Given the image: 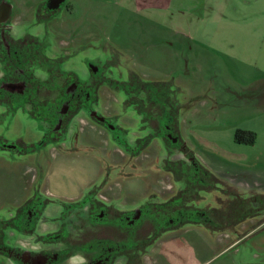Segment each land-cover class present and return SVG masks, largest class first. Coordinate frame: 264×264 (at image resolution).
I'll return each instance as SVG.
<instances>
[{
  "label": "rangeland",
  "instance_id": "1",
  "mask_svg": "<svg viewBox=\"0 0 264 264\" xmlns=\"http://www.w3.org/2000/svg\"><path fill=\"white\" fill-rule=\"evenodd\" d=\"M23 1L17 0L22 14L31 12L35 0L27 8ZM224 1L67 0L71 14L65 6L59 13L62 20L51 23L52 46L46 54H71L63 67L83 77L86 58L100 63L112 82L100 85L89 114L80 111L71 118L64 139L38 146L44 131L25 113L16 114L6 126L8 132L2 129L8 119L0 118V137L13 141L22 135L28 151L36 146L21 156L0 151V212L13 207L14 201L19 204L33 197L37 185L38 195L54 202L47 206V216L58 217L56 202L71 204L104 183L106 189L97 192L99 198L122 210L151 200L159 204L171 191L187 186L180 173L184 153L189 152L211 176H204L201 189L195 185L199 198L190 189L185 202L201 206L195 219L206 221L202 212L209 210L217 223L184 224L156 235L154 231L151 245L146 240L151 226L144 224L126 243L136 242L142 264H264V202L260 203L264 201V0L249 4L227 0L225 20L218 10ZM130 71L159 89L161 106L149 101L143 107L147 116L135 110L122 89L114 87ZM47 93L41 98L53 99ZM140 97H145L144 92ZM105 117L124 131V140L114 131L121 145L96 122H104ZM156 117H160L159 126ZM163 125L176 130L184 150L163 139ZM236 130L254 132V142L236 141ZM148 133L159 135L144 146L142 140L136 143ZM222 182L236 192L223 193ZM247 201L254 208L252 219L237 226L222 219ZM81 206L71 204L61 214L72 248L92 237L127 239L128 232L117 226L92 233L86 222L89 208ZM54 226L40 220L37 232ZM252 229L258 230L235 242ZM20 242L28 249L41 245L32 236Z\"/></svg>",
  "mask_w": 264,
  "mask_h": 264
},
{
  "label": "flooded vegetation",
  "instance_id": "2",
  "mask_svg": "<svg viewBox=\"0 0 264 264\" xmlns=\"http://www.w3.org/2000/svg\"><path fill=\"white\" fill-rule=\"evenodd\" d=\"M32 2L31 0H24V8H27ZM65 6L68 13L71 14L67 0H35L31 6V12L22 14V10L17 5V0H0V118L8 119L7 124L2 129L8 132L9 129H6V126H10L16 114L25 113L27 118L36 122L37 128L44 131L43 137L36 142L38 146L45 145L50 140L64 139L71 118L80 111L89 114V111L95 108L94 98L97 96L100 85H109L112 82L109 75L104 72L102 64L94 63L86 57L82 65H84L87 75L83 77L77 72L63 67L71 54L65 56L59 52L53 57L46 54L47 49L52 46L51 23L62 20L59 13ZM64 18L66 19L67 15H64ZM78 31L79 26L75 25L73 32L77 33ZM76 54L77 52L74 55ZM140 79L136 72L130 71L126 80H116L118 84L116 86L124 91L131 103H134L137 112L141 113L142 111L147 116L149 113L147 114L143 107L149 101L161 106L158 104L157 96L159 89L157 90L152 85L155 84L154 82H145ZM45 91H48L47 95L53 96V99L41 98L45 97ZM142 92L145 94L143 98L140 97ZM96 122L101 123L110 133H113L114 139L121 145L115 138L114 131H119L118 136L121 140H124L125 134L116 122H113L112 118L105 117L104 122L98 120ZM156 123L159 126L160 117L156 119ZM161 130L163 134L160 133V135L163 139L165 137L170 139L175 145H178L179 149L185 148L183 142L179 141L178 135H175L174 131L176 130L174 128H165L163 125ZM158 135L159 133H148L142 139H137L136 143L139 144L142 140L144 146V144L150 143L154 136ZM17 138L9 141L6 137H0V151H12L21 156L34 151L36 148L33 145L30 147L32 150L28 151L22 135ZM136 143L133 149L137 148ZM122 147L130 152L126 144H122ZM188 153L185 152L186 157L181 159L184 170L180 173L184 174V182L187 186L178 192L171 191L170 196L159 204L151 200L133 208L122 210L114 202L112 204L99 198L97 192L105 190L106 183L102 184L100 188L88 190L84 197L71 203L73 206L82 205L81 207L87 206V209L89 208L86 222L89 221V228H91L92 233L108 226H117L129 234L126 236L127 239L123 237V241H114L109 239L110 237L104 239L105 236L103 239L92 237V241L87 240L88 243L85 245L76 243V246L72 248L71 233L64 226L61 217L66 206L71 204L65 203L63 205L64 202L55 201L60 207L58 217L47 216L49 214H46L47 206L53 201L38 195L39 186L36 184L37 192L34 193L33 197H28L27 200L19 204H15L17 201H14L13 207H6V212H2V210L0 212V264H142L140 249L136 246V242L127 244L126 241L131 242L132 233L135 235L144 224L151 226L150 234L146 238L150 245L156 238L154 237L156 234L176 230L180 228V225L190 223L198 225L216 224V218L210 215L211 211L209 212V210L202 212L204 214L203 219L206 221L201 222V220L195 219L194 215L198 214V210L201 214V206L190 205L185 202L190 189H193L192 195L195 194L199 198L195 191V185L198 184V189H201V180L205 179L204 176L207 178L211 176ZM171 171L169 172L171 173ZM211 180L213 182V178ZM222 186L224 187L221 189L223 193L227 192L231 195L236 192L227 189V185L223 182ZM47 194L50 193L47 192ZM248 204V201L237 204L236 206L239 207L235 209L236 214L224 216L222 219L228 224L233 223L236 226L252 219L251 216L255 214L252 211L254 208ZM158 205L162 208L161 211L158 209ZM233 206L231 205L230 208H234ZM232 208L231 210H234ZM40 220L49 221L55 226L52 230L37 232ZM166 224L167 226H164ZM255 230L257 229L248 231L239 239L253 235L252 232ZM154 231L155 235L153 236ZM29 236L33 237L35 243L41 245L33 249L26 248L20 240ZM129 247L133 248L129 250ZM138 256L139 260H136Z\"/></svg>",
  "mask_w": 264,
  "mask_h": 264
},
{
  "label": "crops",
  "instance_id": "3",
  "mask_svg": "<svg viewBox=\"0 0 264 264\" xmlns=\"http://www.w3.org/2000/svg\"><path fill=\"white\" fill-rule=\"evenodd\" d=\"M201 1H202V0H201ZM223 1H224V0H223ZM242 1L245 2V3H247V4L250 3V0H242ZM149 2H150V1H149ZM191 2L193 3V1H191ZM224 2H225V1H224ZM151 3H152V2H151ZM203 5H204V6H202V7H203V9H204L205 6H207V5H206L205 3H203ZM228 5H229V4H228V2H227V0H226V2L224 3V5H222V6L220 5V6H218V10L221 11L220 16L223 17V19L226 18V17H228V15H227V13H226V11L228 10V9H227V8H228ZM150 6H151V5H150ZM156 6H157V5H156V3H155V4H154V7L156 8ZM193 8H195V7H193ZM189 10H190V12H192V6H190V9H189ZM242 16H243V15H242ZM244 16H246V13L244 14ZM224 20H225V19H224ZM259 228H261V227H259ZM259 228H258V229H259ZM258 229H257V230H258ZM257 230L253 231L252 234L254 235V234L256 233ZM251 236H252V235H251ZM246 237H248V236H246ZM243 238H244V237H242V238H240V239L238 238V239H236L235 242H238V241L242 240Z\"/></svg>",
  "mask_w": 264,
  "mask_h": 264
},
{
  "label": "trees",
  "instance_id": "4",
  "mask_svg": "<svg viewBox=\"0 0 264 264\" xmlns=\"http://www.w3.org/2000/svg\"><path fill=\"white\" fill-rule=\"evenodd\" d=\"M234 137L238 142H241L243 140V142L246 143H253L255 140V134L251 131L236 130Z\"/></svg>",
  "mask_w": 264,
  "mask_h": 264
}]
</instances>
